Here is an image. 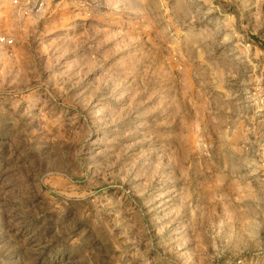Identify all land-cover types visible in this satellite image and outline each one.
<instances>
[{
    "label": "rangeland",
    "instance_id": "1",
    "mask_svg": "<svg viewBox=\"0 0 264 264\" xmlns=\"http://www.w3.org/2000/svg\"><path fill=\"white\" fill-rule=\"evenodd\" d=\"M0 264H264V0H0Z\"/></svg>",
    "mask_w": 264,
    "mask_h": 264
},
{
    "label": "built area",
    "instance_id": "2",
    "mask_svg": "<svg viewBox=\"0 0 264 264\" xmlns=\"http://www.w3.org/2000/svg\"><path fill=\"white\" fill-rule=\"evenodd\" d=\"M0 41H3L5 43H10L11 39H5L4 37H0Z\"/></svg>",
    "mask_w": 264,
    "mask_h": 264
}]
</instances>
